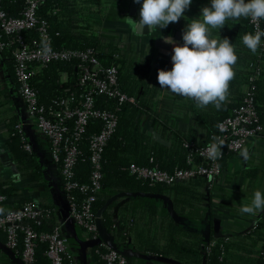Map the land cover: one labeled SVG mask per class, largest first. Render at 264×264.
Returning a JSON list of instances; mask_svg holds the SVG:
<instances>
[{
  "label": "trees",
  "instance_id": "16d2710c",
  "mask_svg": "<svg viewBox=\"0 0 264 264\" xmlns=\"http://www.w3.org/2000/svg\"><path fill=\"white\" fill-rule=\"evenodd\" d=\"M25 1L0 0V8L12 17H20L25 7ZM197 2L200 4L202 2L205 6L208 0H197ZM113 3H115L114 0H44L37 9V16L48 26L52 45L55 48L93 50L102 68L116 67L118 91L135 99V103H130L128 101L120 102L116 97L105 95L94 98L96 108L115 111L119 119L116 129L109 137L102 153L101 188L98 192H92L96 198L92 203V211L96 216L99 212L102 213L106 229L112 232V235L115 234L118 240H122L131 237L137 218L142 222V228L147 225L149 228L156 229L157 208L153 204L145 203L140 211L135 213L136 216L133 214V216L120 217L117 222L108 212L110 207H107L108 197L114 193L144 192L155 196H168L173 202L175 211L180 215L185 214L187 209L198 207L200 204H207L211 207L213 192L216 191L213 188L210 189L207 180L202 177L172 185L149 184L129 175L127 168L130 164L157 166L161 170L169 172L184 168L189 153V149L184 145L206 146L214 142L218 133V123L238 107L245 94L252 88L254 101L264 128L261 115L263 109L260 107L261 103H264V85L260 81L264 75V55L258 48L250 59L243 93L239 90V81L232 79L229 82L228 93L236 92L233 96L234 101L230 103L225 100L219 109L213 104H209L206 106L208 107L207 111L201 110L194 100L181 106L177 100L160 99V86L151 76L149 62L138 54L136 48L131 44L126 46L119 44L117 34L102 30L103 15L113 6ZM242 22L244 32H253L248 18H240L241 26ZM164 31L174 36L178 29L175 23H170ZM22 35L26 41L39 40L35 30H25ZM2 53H4V57H10L9 50ZM78 63L79 61L76 59L52 61L42 69L34 70L29 83L37 93L39 105L47 108L55 106L64 97H74V99L79 97L81 89L78 84ZM258 71L261 77L252 80V76ZM64 75L66 77L63 80ZM179 107L191 113L195 129L181 133L170 127V116ZM146 121L153 124L162 137L170 142V145L164 146L154 142L144 126ZM18 123L15 118L10 119V148L18 162L26 164L24 166H31V152L23 147L25 138L21 129L17 128ZM68 127L71 134L73 120L68 121ZM102 128L103 123L100 120L91 119L77 141L78 159L75 165V180L79 185L90 183L92 164L88 149L89 141L94 134L100 133ZM197 128L202 129V133L206 135L202 142L191 138L192 134L199 133ZM234 156L228 153L222 163L226 159H233ZM246 173L251 174V179H256L258 169H246ZM32 177L36 180L34 175ZM0 193L5 197H10L13 195V188L0 182ZM90 193L82 192L79 189L72 191L78 206ZM26 202L28 201H22L16 209ZM131 207L130 204L124 205V212H127ZM39 208L43 210V217L40 223L31 222V225L38 234L51 232L56 227L55 212L49 206H40ZM162 228L164 245L160 248L152 247L145 250L152 256L174 258L182 264H264V258L260 253L261 247L258 252L253 251L245 256L242 255V243L238 244L226 237H215L217 235L211 234V241H215V243L209 245V249H207L199 233L184 228L181 223L168 216L163 219ZM245 233L246 236L255 237L254 239L263 244L264 213ZM136 236L141 238L142 235ZM240 238L242 240V237ZM46 249V243H37L35 264H49L45 255ZM255 252L257 255L251 256ZM62 264H74V262L72 259L64 257Z\"/></svg>",
  "mask_w": 264,
  "mask_h": 264
},
{
  "label": "crops",
  "instance_id": "0c3cea01",
  "mask_svg": "<svg viewBox=\"0 0 264 264\" xmlns=\"http://www.w3.org/2000/svg\"><path fill=\"white\" fill-rule=\"evenodd\" d=\"M114 1L113 6L103 15V32L117 34V42L121 45L131 44L134 46L138 54L149 62L151 76L157 81L156 66L167 69L168 56L166 51L156 48L154 42L169 34L164 29H154L149 35L137 34L132 24V19L135 20V18L128 15L130 0ZM195 1L194 3L193 0L189 9L186 10L185 17L175 22L177 32L182 33L185 24L198 16L203 4ZM199 5L201 6L198 7ZM243 26V22L242 26L240 24V19L227 20L225 26L220 30H211V38L222 39L227 37L234 45L238 60L233 66L235 72L233 79L239 81L241 93L245 89V77L249 72L250 59L254 55L242 43L241 37L246 34L242 30ZM176 42L180 43L179 41ZM65 77L64 75L62 79L64 80ZM260 81L264 85V75ZM235 93L233 91L228 93L226 100L232 103ZM159 98L170 101L177 100L181 106L192 101L190 98L166 93L161 88ZM260 107L263 109L261 115L264 122V103H261ZM200 109L207 111L208 107H200ZM174 111L169 119L171 128L181 133L195 129L191 113L184 111L181 107ZM26 113V106L17 91L12 60L10 57H4V53L0 51V182L13 188V195L6 197L0 203V213L16 209L24 200L31 201L38 207H52L55 212V225L59 226L61 234L69 241V251L74 264H99L96 249L99 248L100 243L94 246L85 245V242L89 241L85 233L78 224L69 218V202L58 167L50 157L49 143ZM12 118L19 122L25 142L31 147L29 150L31 152V166H24L26 164L18 162L10 148L9 123ZM144 126L154 142L162 144L159 141L162 140L167 143V145H162H170V142L162 137L153 124L146 121ZM197 130L199 133L192 134L191 138L199 142L204 141L206 135L202 133V129L197 128ZM245 149L247 150V158L242 155ZM242 152L234 154L233 159H226L222 163V174L219 182L213 187L217 193L213 192L211 207L207 204H200L198 207L187 209L182 215L175 212L179 216V220L176 222L181 223L186 229L199 233L204 245L209 247L215 243V241H211L210 237L211 234H215L217 235L215 237L223 236L232 242L242 243V255L248 256L250 252H258L262 247V242L254 239L255 237L246 236L245 232L264 212L257 216H251L241 214L239 209L242 205L250 202L255 190L264 191V136L250 141ZM255 168L258 169L257 177L251 179V174L246 173V169ZM32 175L35 176L36 180ZM126 194L130 193H114L108 197L107 207H110L108 212L113 219L118 222L120 217L133 216L140 211L145 203H150L157 208L156 229L149 228L147 225L142 228V222L137 218L131 237L118 240L115 234L112 235V232L106 229L102 213L99 212L97 214L98 237L103 235L102 242L108 243L112 249L122 253L130 264H182L174 258L152 256L145 252L146 249L160 248L164 245L163 219H166V216L171 217L165 209L163 197L168 196H155L149 193H145L149 194V197ZM126 204H130L132 207L124 212L123 207ZM140 234L142 236L138 238L136 235ZM239 236L242 237V240ZM206 238H208V244L204 242ZM5 243L6 237L4 233H0V264H23L19 255L8 249ZM256 252L251 256H256Z\"/></svg>",
  "mask_w": 264,
  "mask_h": 264
},
{
  "label": "built area",
  "instance_id": "2783aa9c",
  "mask_svg": "<svg viewBox=\"0 0 264 264\" xmlns=\"http://www.w3.org/2000/svg\"><path fill=\"white\" fill-rule=\"evenodd\" d=\"M43 1L26 0L20 17H12L0 8V51L9 50L14 78L18 86L17 91L26 106L27 117L49 143L50 157L58 167L69 202V218L81 227L88 240H94L98 238V230L97 216L92 211V203L96 200L94 193L101 188L102 153L109 137L114 133L119 119L115 111L96 108L94 98L105 95L116 97L120 102L128 101L130 103H135V99L118 91L116 67L102 68L93 50L57 49L52 45L48 26L37 16V9ZM248 21L254 32L257 22H253L249 18ZM258 23L259 28L264 30V20L262 19ZM25 30H35L39 40L26 41L22 35ZM167 36L171 35L163 37ZM163 37L159 40L165 43ZM171 37L174 39L173 36ZM166 45L170 48L162 50L167 53V69H170L171 45ZM259 49L264 55V44ZM72 59L79 61L77 65L78 84L81 89L79 97L77 99L64 97L55 106L47 108L39 105L37 93L29 83L34 70L42 69L52 61H70ZM260 77L261 74L258 71L252 76V80ZM252 89L245 94L238 107L218 123L215 141H223L222 155L219 159L213 161L207 158L206 148L208 145L185 144L189 153L184 168L169 172L161 170L157 166L130 164L127 168L129 175L149 184L164 185L187 182L202 177L207 180L210 189L215 187L222 174L224 157L228 153L234 155L242 152L250 141L264 136V128L260 121ZM91 119L100 120L103 123V128L89 141L88 149L92 164L90 183L79 185L75 180V165L78 159L77 141ZM69 120H73L71 134L68 127ZM17 128L20 129V124L17 125ZM23 147L27 151L31 148L25 141H23ZM75 189L91 192L79 206L72 195V191ZM5 199L6 197L0 193V203ZM42 217L43 210L31 201L24 203L19 209L0 213V233H4L6 237L5 245L19 255L23 264H35L37 243H46L45 255L49 264H62L64 257L69 259L72 257L69 251V241L61 234L59 226H56L51 232L38 234L33 229L31 222L38 224ZM207 249H209L208 246ZM260 251L264 258V242ZM96 254L99 264H130L125 256L104 242L100 243Z\"/></svg>",
  "mask_w": 264,
  "mask_h": 264
},
{
  "label": "clouds",
  "instance_id": "9594fccd",
  "mask_svg": "<svg viewBox=\"0 0 264 264\" xmlns=\"http://www.w3.org/2000/svg\"><path fill=\"white\" fill-rule=\"evenodd\" d=\"M140 4L139 19L133 26L145 29H165L170 23L185 17L193 0H134ZM249 18L257 22L254 32L241 37L243 45L253 54L264 44V30L259 21L264 19V0H208L197 17L186 23L181 33L182 43L171 36L163 37L172 46L171 68L158 69L159 88L166 93L190 98L198 107L213 104L217 109L227 98L229 82L234 78L233 66L238 57L227 37L211 38L212 29H221L227 20ZM223 141L217 140L206 148L207 158L213 161L222 155ZM247 158V150L242 152ZM241 214L257 216L264 212V191L255 190L249 203L239 209Z\"/></svg>",
  "mask_w": 264,
  "mask_h": 264
},
{
  "label": "water",
  "instance_id": "95a60500",
  "mask_svg": "<svg viewBox=\"0 0 264 264\" xmlns=\"http://www.w3.org/2000/svg\"><path fill=\"white\" fill-rule=\"evenodd\" d=\"M140 4H137L134 2V0H130V3H129V10H128V15L131 16V17H134L135 20L139 19V9H140ZM154 30V29H153ZM153 30H148V29H145L144 32L142 31H138L136 28H135V31L137 34H141V35H149L151 34V32ZM174 39L176 41H179L180 43H182V40H181V33L180 32H176L175 35H174ZM154 45L156 48H159V49H164V50H168L170 47L168 45H166L165 43L161 42L160 40H156L154 42ZM157 70L158 69H165V68H160L158 66H156ZM162 144L164 145H167L166 142H163L162 140H159ZM126 195H129V196H145V197H149L150 195L149 194H145V193H130V194H126ZM163 200L165 202V209L168 213V215L174 220V221H178L179 220V216L178 214L175 212L174 210V206H173V202L171 201V199H169L168 197H163ZM103 238L104 236L101 235L100 237H98L97 239H94V240H89L87 242H85V245H89V246H94V245H98L99 243H101L103 241ZM205 244H208V238H206L204 240ZM105 243V242H104ZM108 244V243H106ZM109 245V244H108ZM122 254V253H120ZM123 255V254H122ZM124 256V255H123Z\"/></svg>",
  "mask_w": 264,
  "mask_h": 264
}]
</instances>
